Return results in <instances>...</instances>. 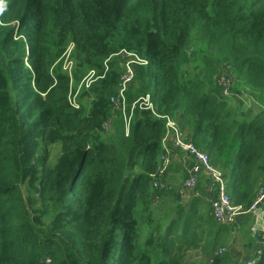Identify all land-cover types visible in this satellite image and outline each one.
<instances>
[{"label": "trees", "instance_id": "obj_1", "mask_svg": "<svg viewBox=\"0 0 264 264\" xmlns=\"http://www.w3.org/2000/svg\"><path fill=\"white\" fill-rule=\"evenodd\" d=\"M124 50L147 60L128 101L150 93L233 205L264 187V0H0V264H235L204 194L154 186L166 120L114 110Z\"/></svg>", "mask_w": 264, "mask_h": 264}, {"label": "built area", "instance_id": "obj_2", "mask_svg": "<svg viewBox=\"0 0 264 264\" xmlns=\"http://www.w3.org/2000/svg\"><path fill=\"white\" fill-rule=\"evenodd\" d=\"M120 54L123 57H126V60L124 62L125 71L120 77V83L117 87L116 92L111 96V102L113 104L114 110L118 112V114L123 118L126 133L128 134L131 129L132 119L135 115V112L138 109H149L158 117H162L166 120L168 133L165 135L162 141L164 152L162 153L161 156V166L153 174L155 178L154 186L165 187L167 185L166 183L162 182L161 179L166 174V171L171 162V149L169 148L168 145V139L169 137H172L174 146L183 148L193 159L192 160L193 163L190 169L188 170L190 176L188 179L184 181V183L180 187V192H182L183 196H185L187 193H191L195 197L200 196V191L198 189L199 178H200V174L204 172L207 174L209 178V183H208L209 190L216 192V197L212 201V207H213L214 217L218 223L220 224L235 223L242 215L253 213L260 207L264 208V187L260 190L258 196L249 207L245 208L242 206H235L232 204L230 200V196L228 194V189H227L228 185L226 178L223 174V171L215 167L211 163L210 155L206 151L200 150L193 143L187 142L184 139H182L180 129L174 119H172L169 116H162L156 112L150 93L138 97L133 102L128 101L129 86L130 83L136 77L135 65L146 64L147 60L143 59L141 56H139L136 53L129 52L126 50L121 51ZM108 60L109 59H107L104 63L106 69H108L109 67ZM64 67L69 71H71L72 61H67V64L65 62ZM95 73H96L95 70H91L90 74L83 80V82L80 84L79 88L75 91V93H73L70 96L69 100L71 105H73L74 107H79L77 96L79 95L83 84H85L86 87L90 86V84L94 80L93 77ZM220 81L225 86L224 89L225 94L230 95L231 88L233 86L232 78L226 77L224 75L221 77ZM104 128L108 130L110 128V123L109 122L104 123ZM225 252H226V248L222 247L217 252L216 255L217 257H219L222 256ZM211 261L212 259H210V262ZM246 264H257V257L247 259Z\"/></svg>", "mask_w": 264, "mask_h": 264}, {"label": "crops", "instance_id": "obj_3", "mask_svg": "<svg viewBox=\"0 0 264 264\" xmlns=\"http://www.w3.org/2000/svg\"><path fill=\"white\" fill-rule=\"evenodd\" d=\"M262 98V97H260ZM254 103L258 104L261 101L259 99L251 98ZM259 100V101H258ZM255 106V104H254ZM171 141L168 139V145L171 149V162L166 171L168 178H174L175 173L180 172V183H170L172 187H177L180 191V187L187 178H184V170L189 173V169L192 165V158L183 148L175 147L173 144V138ZM164 152V149H163ZM162 152V153H163ZM178 170V171H177ZM189 176V175H188ZM187 177V176H186ZM175 179V178H174ZM209 178L206 173H201L199 178V191L200 196L204 194L206 198L212 201L216 197L215 191H210L208 187ZM193 196L191 193H187L183 196L185 199H189ZM194 197V196H193ZM259 214L264 218V208L260 207ZM258 214L253 212L242 215L236 223L224 224L225 231L222 233L223 246L226 248V252L234 258L235 264H246L247 259L256 257L260 251L264 248L263 244L253 236V227L258 219ZM240 229V231H239ZM262 245V246H260ZM262 252V251H261ZM246 259V260H245Z\"/></svg>", "mask_w": 264, "mask_h": 264}, {"label": "rangeland", "instance_id": "obj_4", "mask_svg": "<svg viewBox=\"0 0 264 264\" xmlns=\"http://www.w3.org/2000/svg\"><path fill=\"white\" fill-rule=\"evenodd\" d=\"M122 56V55H121ZM125 60H126V57H123V60H122V63H123V72L125 71V68H124V62H125ZM66 62V64H67V61H65ZM142 96V95H141ZM141 96H139V97H141ZM241 97H246V96H244L243 94L241 95ZM246 98H248V97H246ZM246 100V99H245ZM259 101V100H258ZM246 103L248 104H253V100H250L249 98H248V101L246 100ZM255 104V106H254V108L256 109V110H258V109H260V108H262V106H264V103H262V102H260V103H258V104H256V103H254ZM253 104V105H254ZM123 119V118H122ZM124 122V121H123ZM58 145V144H57ZM59 147H60V149H61V145H59ZM59 147L58 146H52L51 148H50V152H51V156H52V158H51V160L52 161H56L55 160V158L57 157V155L59 154V152H60V149H59ZM178 171V170H177ZM175 178V179H174ZM174 178H168V180H171L172 182H174V183H180V182H182V181H180L181 179H180V172H177V173H175V176H174ZM180 181V182H179ZM239 231H240V229H239ZM260 244H263L264 245V243H261V242H259ZM260 246H262V245H260ZM222 247H224V246H221L220 247V249L222 248ZM246 260V259H245Z\"/></svg>", "mask_w": 264, "mask_h": 264}, {"label": "water", "instance_id": "obj_5", "mask_svg": "<svg viewBox=\"0 0 264 264\" xmlns=\"http://www.w3.org/2000/svg\"><path fill=\"white\" fill-rule=\"evenodd\" d=\"M260 209L261 208L255 211V213H257L259 216L253 227V236L256 238L257 241L264 243V218L261 214H259Z\"/></svg>", "mask_w": 264, "mask_h": 264}, {"label": "bare ground", "instance_id": "obj_6", "mask_svg": "<svg viewBox=\"0 0 264 264\" xmlns=\"http://www.w3.org/2000/svg\"><path fill=\"white\" fill-rule=\"evenodd\" d=\"M185 140V139H184Z\"/></svg>", "mask_w": 264, "mask_h": 264}]
</instances>
